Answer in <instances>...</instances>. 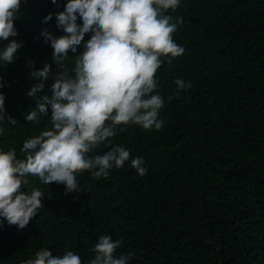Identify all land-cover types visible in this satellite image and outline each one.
Listing matches in <instances>:
<instances>
[{"label":"trees","instance_id":"16d2710c","mask_svg":"<svg viewBox=\"0 0 264 264\" xmlns=\"http://www.w3.org/2000/svg\"><path fill=\"white\" fill-rule=\"evenodd\" d=\"M65 2L57 0L53 5L51 0H27L14 20L18 35L9 39L23 45L11 64L0 66V77L8 84L0 91L5 94L7 113L17 122L14 126L4 122L3 149L20 151L25 139L51 127L48 114L38 115L36 122L24 119L35 107V100L26 93L36 79L26 76L45 62L52 65L41 90L50 94L57 71L52 64L53 50L37 37L42 29L62 34L55 15L47 23L41 21L49 12L62 11ZM166 14L173 17L172 22L181 19L176 32L187 30L183 39L197 50L189 51L175 69L163 67L156 77L154 91L164 100L159 116L165 125L159 131L129 125L110 138L130 151L129 162L109 170L107 177L95 178L88 171L78 175L83 178L80 192L75 194L88 214L75 199L62 196L63 188H45L29 177L28 184L42 196L40 210L24 229L6 222L0 225L1 245L21 239L26 245L35 236L52 237V243L37 237L24 254L23 248L0 254V264L19 259L28 264L37 248L62 252L66 243L93 257V245L100 235L118 236V220L120 226H131L133 234L128 240L121 238L124 246L114 254L133 253L129 264H264V254L254 255L249 245L238 255L233 241L241 229L260 230L258 220L264 217V0H181ZM6 43L0 41V46ZM73 61L69 57L65 62L69 75ZM184 70L196 74L197 85L174 99L171 81L184 76ZM218 79L224 86L219 93ZM222 105L216 118L228 117L229 108L240 109V116L226 123H207L203 111L214 112L215 106ZM240 136L246 154L222 150L221 138L230 141ZM110 147L101 144L93 154H103ZM136 156L144 159V176L130 165ZM235 171L240 172L237 180L232 179ZM56 200L67 204L74 216L57 211ZM260 234L264 238V221ZM224 241L228 251L223 253Z\"/></svg>","mask_w":264,"mask_h":264},{"label":"clouds","instance_id":"9594fccd","mask_svg":"<svg viewBox=\"0 0 264 264\" xmlns=\"http://www.w3.org/2000/svg\"><path fill=\"white\" fill-rule=\"evenodd\" d=\"M23 3L27 0H0V41H7L0 46V66L11 64L23 45L22 41L9 39L18 35L14 20ZM51 3L57 5V0ZM180 3L181 0H66L62 11L42 17L41 22L47 23L55 15L56 27L62 33L57 36L42 29L37 37L52 48V64L57 71L50 94H42L52 65L45 62L41 68L29 70L26 79L33 78L36 82L26 94L35 100V107L24 119L36 122L38 115L48 114L51 127L25 139L20 151L0 146V225L6 222L21 230L37 215L42 196L28 184L29 177L45 188L53 185L63 188L62 196L75 199L77 206L88 214V208L75 194L80 192L83 178L78 175L88 171L95 178L107 177L109 170L129 162L130 151L123 144L112 143L110 138L129 125L156 131L165 125L166 121L159 116L164 100L154 91L158 88L156 77H160L163 67L175 69L189 51L197 50V46H187L184 41L187 30L176 32L181 19L177 17L172 22L173 17L166 14ZM86 37L88 41L82 43ZM69 57L74 58L70 75L65 63ZM183 73L184 76L171 81L176 91L174 99L197 85L196 74L188 70ZM6 86L7 81L0 77V87ZM223 89L218 79V93ZM223 109V105L215 106L214 112L204 110L202 116L207 123L212 120L226 123L241 114L240 109L229 108L228 117L216 118ZM5 121L13 126L17 122L7 113L5 94L0 91V138L5 133ZM221 139L225 152L246 154L243 136L230 141ZM101 144L111 147L103 154H93ZM130 165L139 176L147 172L143 157L131 158ZM239 173L235 171L232 179L237 180ZM22 186L25 191L21 190ZM59 202L63 201L54 203L57 211L72 218L71 208ZM263 221L264 217L260 216V230ZM130 228L120 226L118 220V236L100 235L93 245V257L66 243L62 252L50 247L37 248L28 264H129L133 253L118 256L114 253L119 246H124L121 238L128 240L133 234ZM260 230L241 229L233 238L238 255L244 252L245 245L258 257L264 254ZM37 237L52 243V237L48 236H35L26 245L22 239L3 246L0 241V254L14 248H23L24 254ZM227 243L224 241L221 245L223 253L228 251ZM13 264H24V261L19 259Z\"/></svg>","mask_w":264,"mask_h":264}]
</instances>
